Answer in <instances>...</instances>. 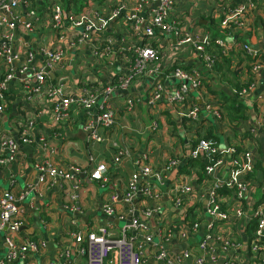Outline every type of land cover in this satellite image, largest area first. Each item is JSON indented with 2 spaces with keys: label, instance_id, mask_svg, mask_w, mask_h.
Masks as SVG:
<instances>
[{
  "label": "built area",
  "instance_id": "obj_1",
  "mask_svg": "<svg viewBox=\"0 0 264 264\" xmlns=\"http://www.w3.org/2000/svg\"><path fill=\"white\" fill-rule=\"evenodd\" d=\"M181 0H104V5L97 6L92 0H86V5L79 11L66 9L62 0H47L44 6L37 5V0H0V167L7 166L22 155L21 146L27 144L36 150L34 167L38 172V180L47 182L55 177H61L70 182L76 190L80 182L75 175L79 168L75 165L70 169L55 164L52 158L43 155L46 141L44 133L36 137L33 128L39 117L38 112L24 110L20 118L14 120L16 137L1 131L2 114L11 105L10 81L17 77L27 79L34 77L35 87L25 82L24 90L29 94L37 92L51 100V109L55 124L68 115L71 105L90 110L99 102V124L109 127L115 122V106L109 100L114 89H128V86L139 74L155 75L149 88L146 101L155 104L162 94L167 92L172 101L182 102L188 98V83L200 93L209 96L203 87L204 74L195 66L185 67L176 64V57H171L172 76L179 79L177 87L165 90L162 82V71L159 62L164 48L168 53L177 51L184 59L190 53L203 63L205 71L213 73L218 60L214 55L205 52V45L211 41L209 33L196 31L191 25L181 24V20L173 16ZM259 0H236L234 5L226 3L216 5L201 15L211 16L217 21L220 29L230 28L228 40L224 36L215 38V44L223 55L236 58L234 53L242 52L243 60H233V68L241 78L242 86L235 92L242 97L252 93L255 82L253 76L264 68V52L253 48L246 41L235 38L237 30L249 27L247 16L256 10ZM152 4L146 10L147 5ZM146 14L142 16V13ZM122 20L125 33L120 36V48L114 47L115 38L107 30L111 22ZM24 35L33 37L26 40L30 48L18 46ZM25 42V41H24ZM17 43V47L15 45ZM32 43V44H31ZM83 45L93 57L95 63L111 65L116 61L118 67L114 71L108 66L105 73L106 84L97 75L94 79L83 82L75 90H68L64 85L65 75H59L55 81H50V73L61 63L69 49H77ZM106 58V60H104ZM175 62V63H174ZM176 65V66H174ZM174 66V67H173ZM24 75V76H23ZM251 77V79H249ZM25 92V94H26ZM211 97V96H209ZM134 95H127L125 101L128 107L135 103ZM213 102L206 104L207 110L216 120H222L224 109L221 102L211 97ZM186 115L192 120L199 119V109L191 105ZM258 121L264 130V106L258 114ZM157 121H152V128L157 127ZM89 130L88 138L100 141L104 135L97 125L87 122L84 125ZM254 135L255 131L251 130ZM241 143L240 151L236 146L228 145L219 150L212 138H200L190 149V157L203 162L204 176L210 186L206 203L208 221L203 233L193 240L199 228L201 217V196L186 208L184 195L193 192L194 181L186 174H179L176 182L167 186L172 203L179 207L192 209L197 221L189 224L184 216L183 222L174 228L158 220L154 232L148 230L140 217L135 215L121 226L118 236L114 235L109 221L98 224L93 229L77 232L75 239L78 251L85 252L86 264H146L147 259L152 264H264V203H259L250 212L247 211L246 198L249 189L257 182L253 172L256 165V143L251 138ZM124 153L118 150L114 159L117 161ZM146 154H143L145 157ZM180 158L170 156L160 169H155L148 163L138 162L136 169L128 178L127 185L121 195L110 193L101 203L103 214L122 218L123 213L118 207V201L130 202L137 193L147 194L157 199L165 186L166 175L179 164ZM223 165L227 166L225 179H219L216 171ZM107 163L99 160L94 163L90 176L98 181L107 179ZM145 177L143 183L138 182L139 176ZM197 182L199 177L197 176ZM23 194H16L10 189L0 191V229H5L6 253L5 261L14 264L24 259L29 251H39L44 246V240L17 241L14 233L22 223L19 200ZM75 196V193H74ZM229 205H232L229 208ZM159 205L154 202L142 209L146 216L158 211ZM243 216L245 222H253L252 232L246 241L235 238L230 232V222L233 224ZM230 221V222H229ZM226 222L227 224H221ZM228 225V226H226ZM225 226L224 232H221ZM195 241V244L189 241ZM173 241L184 242L182 249L175 254V261L169 258L167 248ZM85 242V247L81 245ZM147 249V250H146ZM244 249V252L239 251Z\"/></svg>",
  "mask_w": 264,
  "mask_h": 264
},
{
  "label": "crops",
  "instance_id": "obj_2",
  "mask_svg": "<svg viewBox=\"0 0 264 264\" xmlns=\"http://www.w3.org/2000/svg\"><path fill=\"white\" fill-rule=\"evenodd\" d=\"M95 5H104V0H92ZM47 0H37V5L42 7ZM223 6L228 3L234 5L236 0H181L177 10L172 11L180 19L181 24L191 25L196 31L201 33L212 32L211 23L206 17L201 15L203 11H209L216 5ZM86 5V0H73L70 3V9L79 11ZM152 7L147 5L146 10ZM146 11L142 13V16ZM248 28L237 30L235 38L238 41H246L253 48L264 52V0H259L256 10L247 16ZM122 26V20H113L108 27L107 32L115 38L114 47L120 48L119 38L125 32ZM21 38L23 43L16 47L30 48L26 43L31 42L33 37ZM228 40V36H224ZM25 41V42H24ZM32 44V43H31ZM164 48L159 69L162 71V82L165 90L173 91L179 84V79L170 74L172 65L171 57L176 58V64H182L185 67L195 66L204 74L203 87L209 96L217 98V94L223 91L236 97L246 104L244 117L228 121L225 117L222 120H216L212 113L207 110L206 104L213 102L211 97L200 93L197 89L188 83V98L185 101H172L167 92L155 104H149L146 97L149 88L152 85L155 75L139 74L128 86V89H114L110 94L109 100L115 106L116 119L109 127L103 126L98 122L100 113L99 103L90 110L82 109L79 106L71 105L68 108V115L62 117L57 124L53 120L51 109V100L44 96L30 93L24 90V83L28 82L30 86L35 87L36 80L34 77L20 79L15 77L10 81L11 94L13 99L11 105L3 113L1 131L8 132L11 135H17L14 128V120L20 118L24 110L38 112L39 117L33 128V134L36 137L39 133H44L45 149L43 155L53 159L56 165L70 169L75 165L79 168L75 172L80 182L78 189L73 190L70 182L61 177H55L51 181L40 182L38 172L33 163L36 156V150L33 146L23 144L21 146L22 155L18 160L11 162L7 166L0 167V191L10 189L16 194H23L19 200L21 206V220L14 238L17 241L26 240H44L45 244L39 251H29L24 259L17 260L14 264H86L85 252L78 251L75 234L93 229L100 223L105 222L101 203L109 196L110 193L121 195L124 191L128 178L136 169L138 162L143 161L150 164L155 169H160L170 156L180 158L177 167L166 175L165 186L161 187L162 191L157 199H152L147 194L137 193L130 202L118 201V207L123 213L122 218L113 217L112 231L118 236L119 228L130 220V217L138 213L140 221L145 223L148 230L154 232L157 228V222L162 218L165 225L174 228L183 222L186 211L182 206H175L170 200L167 186L177 181L179 174L186 173L194 181L193 192L184 195L186 208L196 201V196H201L202 205L199 228L196 234H193V240L197 241L203 233L208 221L206 212V200L210 186L207 181L201 178L204 176L203 165L197 158L190 157V149L196 144L192 143L197 139V129L201 132L212 122L218 135L215 140L219 150L228 145L236 146L240 151L241 143L248 139L256 143V165L253 172L254 179L257 181L249 189L246 198L247 211L250 212L259 203H264V130L258 121V114L264 106V68L257 75L253 76L255 82L250 95L241 96L235 92L236 81L231 78L230 69L233 68V60H243V53H234L236 58L230 56V65L227 69L223 61V67L220 71L213 73L205 71L203 63L196 57L195 53H190L184 59L177 51L167 54ZM170 58V59H169ZM235 61V60H234ZM174 62V63H175ZM219 62V59H218ZM229 62V61H228ZM110 66L114 71L118 67L116 61L111 65L96 64L93 57L87 49L77 48L69 49L61 63L51 71L50 81H55L59 75H65L64 85L68 90H75L83 82L94 79L97 75L101 79H106L105 73ZM229 70V71H228ZM223 75L225 77H223ZM24 76V75H23ZM238 79L241 82L240 77ZM251 79V77H249ZM107 80V79H106ZM240 84V87L243 85ZM26 92V94H25ZM127 95L135 96V103L128 107L125 98ZM199 109V119L194 121L186 114L191 105ZM153 120H156L157 127H151ZM92 122L97 125L100 133L104 138L100 141H92L87 136L88 129L84 125ZM198 122V123H197ZM251 130L255 131L253 135ZM118 150H123L119 160L114 156ZM143 154H146L143 157ZM105 161L107 163V179L98 181L90 176L91 170L96 161ZM202 163V162H201ZM259 165H261L259 167ZM227 166L223 165L216 171L219 179H225ZM199 177L197 182L196 177ZM145 177L140 175L139 183H143ZM75 193V196H74ZM156 202L159 207L158 211L152 212L151 215H144L141 211L147 206ZM232 205H229V208ZM230 222V221H229ZM221 224H227L222 222ZM228 226V225H226ZM230 232L233 237L247 240L253 229V222H245L243 216L239 217L233 224L230 222ZM225 226L221 232H224ZM6 230L0 229V264H11L5 261ZM189 241L195 244V241ZM184 242L173 241L169 244L168 255L174 253V249L180 251ZM85 247V242H81ZM239 251L244 252V249ZM175 252V254L177 253ZM152 260L146 261V264H152Z\"/></svg>",
  "mask_w": 264,
  "mask_h": 264
},
{
  "label": "trees",
  "instance_id": "obj_3",
  "mask_svg": "<svg viewBox=\"0 0 264 264\" xmlns=\"http://www.w3.org/2000/svg\"><path fill=\"white\" fill-rule=\"evenodd\" d=\"M72 1L73 0H62V4L66 9H70L71 8L70 3ZM233 4H235V3H233ZM203 17H206V16H203ZM206 18H207L208 22L211 23V26H212L211 31L212 32H210L211 33V41L209 42V44L205 45V52L210 54V55H214L215 57H217L219 59V62L217 60L215 65H214V71L217 72V71H220L222 69V67H223V65L221 63L222 61L228 69L229 67L232 66V61H231V65H230L231 58H230V56L223 55L222 51L215 44L214 40L218 36H228V33L231 32L230 28L220 29L217 21L214 20L211 16L206 17ZM104 60H106V58ZM174 66H176V65H174ZM230 72H231V77L227 76V78H230V79H228V81L231 82V80H232L231 78H234L233 81H236V85H237L236 89H239L240 84H241L240 80L238 79V76L240 77V75L238 74L239 72L237 70H233V69L232 70L230 69ZM223 77H225V76L223 75ZM101 80L105 85L106 80H104V79H101ZM217 95L219 96V101L221 102V106L224 109V116L228 121H232V120H235L237 118L244 117L245 109L247 107H246V104L240 100L241 98L238 99L236 97V99H235L233 96H231L230 94H228L224 91L220 94H217ZM12 98H13V95L11 94L10 99H12ZM196 131H197L198 137H197V139L194 140V142H192L194 144H195V142L197 143V141L200 138H212V139L216 140L218 137V135L215 131V126L212 122L203 130V133H200L201 132L200 128H198ZM200 164L203 165L204 163L200 162ZM260 166L261 165H259V167ZM186 218L188 219L189 224H191V225L197 221L196 214H194L192 212V209H188V212L186 214Z\"/></svg>",
  "mask_w": 264,
  "mask_h": 264
},
{
  "label": "water",
  "instance_id": "obj_4",
  "mask_svg": "<svg viewBox=\"0 0 264 264\" xmlns=\"http://www.w3.org/2000/svg\"><path fill=\"white\" fill-rule=\"evenodd\" d=\"M80 48H84V46L81 45ZM102 216H103V218H104L105 220H107V221H109V222H113V217H111V216H107V215H105V214H102ZM126 223H127V222H125L124 224H126ZM124 224H123V225H124ZM123 225H122V226H123ZM146 250H147V249H146ZM174 251L177 252V250H175V249H174ZM175 252L169 255V258H170L172 261H175V257H174V256H175Z\"/></svg>",
  "mask_w": 264,
  "mask_h": 264
}]
</instances>
